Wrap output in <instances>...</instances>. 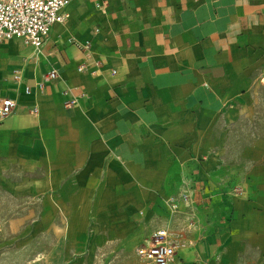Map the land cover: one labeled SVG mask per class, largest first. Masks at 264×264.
<instances>
[{"label": "crops", "instance_id": "crops-1", "mask_svg": "<svg viewBox=\"0 0 264 264\" xmlns=\"http://www.w3.org/2000/svg\"><path fill=\"white\" fill-rule=\"evenodd\" d=\"M71 2L39 52L0 44V100L15 102L0 120V188L40 197L41 218L43 204L140 205L137 190L122 198L112 188L124 170L156 187L186 156L208 154L196 166L209 180L200 193L208 216L174 264H264V140L233 161L216 155L221 133L264 104V0H108L106 16L126 3L131 21L107 20L103 31L119 36L106 39L99 64L65 44L89 35L70 20Z\"/></svg>", "mask_w": 264, "mask_h": 264}, {"label": "rangeland", "instance_id": "rangeland-1", "mask_svg": "<svg viewBox=\"0 0 264 264\" xmlns=\"http://www.w3.org/2000/svg\"><path fill=\"white\" fill-rule=\"evenodd\" d=\"M71 3L76 11V15L71 16L75 19L74 25L84 22L89 35L81 44L73 37L65 40V44L76 46L89 56L91 62L99 64V53L106 39L119 36L116 28L103 31L107 20L114 21L115 26L120 20L124 23L131 21L130 17L121 16L123 11H130V4L125 3L124 7L112 5L110 15L106 16L95 12L89 0H73ZM86 4L89 11L84 15L80 10ZM96 63H93V69ZM259 139L264 140V104L258 102L251 119L237 123L229 134L227 131L221 133L216 155L221 154L220 160L233 161L244 145ZM124 157L125 162H131L132 155ZM206 157L210 155L197 159L186 156L183 162L191 165H178L175 171L166 172L162 183L156 187L140 182L141 173L135 172L138 175L134 179L131 177L133 171L124 170L123 174L128 177L112 188L122 198L137 190L144 200L140 205L131 201L106 203V206L94 201L43 204V213L48 217L41 218L40 197L11 195L0 188V264H134L135 248L157 227L169 228L181 243L187 242L191 236L197 238L208 216L200 211L206 206L200 193L209 180L196 166ZM149 196L152 199H147ZM173 210L175 214H172Z\"/></svg>", "mask_w": 264, "mask_h": 264}, {"label": "built area", "instance_id": "built-area-1", "mask_svg": "<svg viewBox=\"0 0 264 264\" xmlns=\"http://www.w3.org/2000/svg\"><path fill=\"white\" fill-rule=\"evenodd\" d=\"M72 0H0V44L20 40L39 52L55 24L63 23L67 17L66 6ZM96 10L107 13L108 0H93ZM264 13V8L262 9ZM87 44L83 46L86 49ZM79 71L82 67L78 68ZM56 70L45 75V80H54ZM71 100L70 104H74ZM15 109L11 99L0 100V120L10 116ZM232 194L240 195V188H233ZM175 210L172 214H175ZM182 243L169 228L160 227L140 243L134 250L136 264H174L175 256Z\"/></svg>", "mask_w": 264, "mask_h": 264}, {"label": "bare ground", "instance_id": "bare-ground-1", "mask_svg": "<svg viewBox=\"0 0 264 264\" xmlns=\"http://www.w3.org/2000/svg\"><path fill=\"white\" fill-rule=\"evenodd\" d=\"M69 11H70V10H69ZM66 17H67V19H68V17H69V15H68V13H67V7H66ZM67 19H66V20H67ZM71 19H72V18H71ZM66 20H65V21H66ZM65 21H64V22H65ZM64 22H63V23H64ZM68 22H69V21H68ZM63 23H61V24H63ZM61 24H60V25H61ZM55 25H56V24H55Z\"/></svg>", "mask_w": 264, "mask_h": 264}]
</instances>
